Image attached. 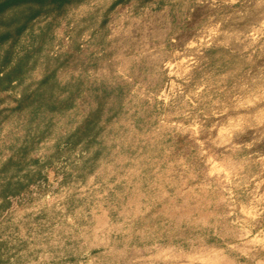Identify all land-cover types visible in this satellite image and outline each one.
<instances>
[{
  "label": "rangeland",
  "instance_id": "obj_1",
  "mask_svg": "<svg viewBox=\"0 0 264 264\" xmlns=\"http://www.w3.org/2000/svg\"><path fill=\"white\" fill-rule=\"evenodd\" d=\"M34 5L0 43V184L46 179L0 216L7 264H264V0ZM50 76L75 101L10 165ZM88 116L95 141L67 146Z\"/></svg>",
  "mask_w": 264,
  "mask_h": 264
},
{
  "label": "trees",
  "instance_id": "obj_2",
  "mask_svg": "<svg viewBox=\"0 0 264 264\" xmlns=\"http://www.w3.org/2000/svg\"><path fill=\"white\" fill-rule=\"evenodd\" d=\"M0 13H4L6 8L21 5L23 3H27L29 6L27 9L20 11L18 14H15L10 20H8V27L13 26L10 30H6L4 32H0V43L2 41H7L11 38L19 39L21 34L27 28L30 19L32 17L39 15L43 8H35L34 3L48 5L51 4H62L64 2H68L69 0H0ZM49 2V3H48ZM31 3V4H30ZM0 22L5 24L3 20V16L0 17ZM6 25V24H5ZM8 57L6 58L7 61ZM25 57L16 64L13 69V72L10 75L14 74H21L24 73V68L26 67ZM18 76V79H22ZM2 78H0L1 80ZM44 85H46L42 90L41 86H39L36 90L31 91L30 93L26 94L22 99V105L19 107V111L25 115H28V136L30 140L24 144L22 151L25 153L18 158L16 161L14 160V156H12L8 160V164L16 165L22 164L23 160L26 161V153L34 147L36 143L37 137L43 135L45 133L44 130H40L41 122L39 119L43 118L46 113H57L62 112L72 106L75 94L70 93L68 97L62 98V95L58 94V81L54 82L52 76L48 77L43 81ZM2 115V112H0ZM96 118H91L88 116L86 120H84L83 124L78 127L70 136H68V140L66 142L67 146L77 147L81 145L85 141L93 142L95 141L98 133V122L95 120ZM36 123V124H35ZM35 124V125H34ZM33 127H35L36 131L33 132ZM47 129V128H46ZM25 163V162H24ZM38 163V161H36ZM25 169V167H21L20 170ZM27 177L30 176L27 182H23L21 176H18V179H14V176L8 180H4V183L0 184V216L2 213L11 206L12 200L16 197L22 196L27 194L29 189L38 184L42 179H46L45 176L42 174L41 170H38L32 173V170H27ZM25 177V176H24ZM8 248L6 247V241L0 240V264H7L9 257Z\"/></svg>",
  "mask_w": 264,
  "mask_h": 264
}]
</instances>
